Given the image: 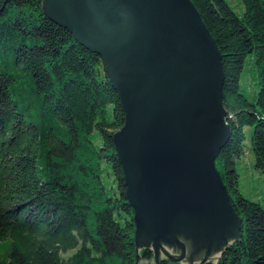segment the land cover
<instances>
[{
    "label": "trees",
    "instance_id": "16d2710c",
    "mask_svg": "<svg viewBox=\"0 0 264 264\" xmlns=\"http://www.w3.org/2000/svg\"><path fill=\"white\" fill-rule=\"evenodd\" d=\"M242 1L238 14L193 0L223 56L232 132L216 163L243 218L218 264H264V207L241 192L236 167L250 124L264 172V0ZM41 3L0 0V239L13 238L0 264H177L135 241L113 138L126 112L103 56Z\"/></svg>",
    "mask_w": 264,
    "mask_h": 264
},
{
    "label": "water",
    "instance_id": "95a60500",
    "mask_svg": "<svg viewBox=\"0 0 264 264\" xmlns=\"http://www.w3.org/2000/svg\"><path fill=\"white\" fill-rule=\"evenodd\" d=\"M42 10L103 55L126 116L114 142L133 206L135 241L172 260L186 236L226 242L242 228L216 158L228 142L225 71L193 0H42ZM163 241L179 244L174 257Z\"/></svg>",
    "mask_w": 264,
    "mask_h": 264
},
{
    "label": "rangeland",
    "instance_id": "374dc122",
    "mask_svg": "<svg viewBox=\"0 0 264 264\" xmlns=\"http://www.w3.org/2000/svg\"><path fill=\"white\" fill-rule=\"evenodd\" d=\"M227 1L232 6V8L235 10V12H237L238 14L243 13V11L245 9V5H244V2L242 0H227ZM103 60H104V58H103ZM104 64H105V61H104ZM105 70H106V65H105ZM106 73H107V71H106ZM107 76H108V74H107ZM108 78H109V76H108ZM245 84H247V85L251 84L249 73L245 77ZM223 99H224V95H223ZM125 116H126V114H125ZM252 129H253V126L250 124H247L245 126V134H246V137L244 140L245 150L241 154V156L239 158H237L236 167H237V170L239 173V188L245 196H247V197H249L255 201H258L264 207V172L259 171L255 167V153L251 147ZM115 147H116V145H115ZM116 150H117V148H116ZM216 165H217V163H216ZM242 228H243V226H242ZM241 229H238L234 235L227 236L228 239L226 242L225 241H224V243L223 242H221V243L215 242L214 246L211 249H209L207 242L201 241L200 245L198 246L197 244H195V242L193 240H190L191 241L190 246L186 248V252H185L186 254L180 260L178 259V260H173V261L177 262V264H218V260H219V256H220V252H221L222 248L225 247L227 243H229L232 240H234L235 238L239 237L241 235V232H242ZM182 236H184V235H182ZM12 239H13L12 237L0 239V256L5 255L8 252V248L12 242ZM164 242L165 241H163V247H165L166 250H168L172 256H174V257L180 256L181 247L179 244H174V243L170 244L169 243V247H167L168 246V245H166L167 242H166V244ZM146 244H150V245L152 244L153 245V242H151V240L148 238L144 243H142L139 246L142 247L143 245H146ZM161 252H164V250L161 249L160 254H159V258H160Z\"/></svg>",
    "mask_w": 264,
    "mask_h": 264
},
{
    "label": "flooded vegetation",
    "instance_id": "af4514ba",
    "mask_svg": "<svg viewBox=\"0 0 264 264\" xmlns=\"http://www.w3.org/2000/svg\"><path fill=\"white\" fill-rule=\"evenodd\" d=\"M182 238V237H181ZM184 240H185V243H186V246L189 247L190 246V240L191 239H188L187 237L183 236ZM166 245H168L167 247H169V243H167Z\"/></svg>",
    "mask_w": 264,
    "mask_h": 264
},
{
    "label": "bare ground",
    "instance_id": "6f19581e",
    "mask_svg": "<svg viewBox=\"0 0 264 264\" xmlns=\"http://www.w3.org/2000/svg\"><path fill=\"white\" fill-rule=\"evenodd\" d=\"M180 237H183V236L181 235ZM182 240L185 241L184 238H182Z\"/></svg>",
    "mask_w": 264,
    "mask_h": 264
}]
</instances>
